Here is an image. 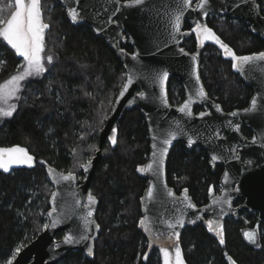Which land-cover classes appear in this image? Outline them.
<instances>
[{
  "label": "trees",
  "instance_id": "1",
  "mask_svg": "<svg viewBox=\"0 0 264 264\" xmlns=\"http://www.w3.org/2000/svg\"><path fill=\"white\" fill-rule=\"evenodd\" d=\"M6 2L0 0V6ZM44 3L49 27L41 53L42 74L11 82L23 74L26 63L0 37V113L12 111L11 116L0 114V147L21 146L33 157L30 165L0 168V264H8L16 249L47 222L53 190L47 168L82 177V166L97 149L99 131L124 80L123 63L113 47L87 24L70 23L57 0ZM257 3L264 15V0ZM206 25L237 56L264 50V38L239 18L211 13ZM196 42L192 33L182 45L193 51ZM121 46L131 51L128 44ZM232 65L215 44H202L200 77L208 95L225 110L245 106L252 94ZM168 96L173 104L183 97L182 85L174 77L168 81ZM114 130L116 143L112 136L106 138L88 190L98 203L99 227L91 252L70 251L54 264H163L161 246L149 247L141 226L147 179L138 168L147 160L149 138L139 108L126 109ZM221 171L222 166L209 165L206 151L197 145L186 148L175 142L167 157L168 185L176 193L186 189L197 205L207 201L210 190L219 189ZM221 230L223 244L207 224L185 227L175 242L184 264H264V219L259 221L256 211L226 217ZM248 231L255 242L245 237Z\"/></svg>",
  "mask_w": 264,
  "mask_h": 264
},
{
  "label": "water",
  "instance_id": "2",
  "mask_svg": "<svg viewBox=\"0 0 264 264\" xmlns=\"http://www.w3.org/2000/svg\"><path fill=\"white\" fill-rule=\"evenodd\" d=\"M57 1L62 4L70 23L87 24L113 47L123 63L124 80L99 131L97 149L84 164L88 165L87 171L82 167V177L77 179L71 173L47 168L53 186L49 198L51 209L45 224L48 227L16 252L12 264H54L70 251L91 252L97 231L98 203L93 195L94 201L88 200L89 186L106 138L113 135L116 121L123 112L132 107L139 108L144 116L149 138L147 160L138 168L147 179L141 196V226L151 246L161 245L164 235L171 237V263L173 243L182 230L197 223L206 224V216L220 215L222 220L241 210H255L258 220L264 219V60L255 58L242 64L239 74L253 92L245 107L225 111L219 102L209 97L200 77V47L191 52L181 46L189 35L183 30L184 21L196 20L203 25L211 12L239 18L264 38V15L257 0H209L206 8L201 7V0H188L183 5L182 0H140L139 4L134 0ZM176 16H180L178 31ZM125 37L131 51L120 48ZM164 72L168 76L162 81L157 77H162ZM170 77L182 84L184 94L179 104L169 100ZM125 85H128L126 89ZM201 89L203 97L197 95ZM122 91L123 97L120 96ZM186 103L188 107L181 113L180 108ZM196 105L201 109L195 111ZM242 126L253 132L251 138L242 133ZM165 140L169 143L165 144ZM175 142L183 143L186 148L199 146L206 151L211 167L216 164L223 167L219 191L210 193L202 205H197L186 189L176 193L167 183L166 162ZM69 174L72 175L70 180L60 179ZM236 199L243 200L233 206ZM89 211L91 217H87ZM53 221H56L55 227ZM59 232L62 236L56 238ZM80 233L89 239L64 243L67 235Z\"/></svg>",
  "mask_w": 264,
  "mask_h": 264
},
{
  "label": "snow or ice",
  "instance_id": "3",
  "mask_svg": "<svg viewBox=\"0 0 264 264\" xmlns=\"http://www.w3.org/2000/svg\"><path fill=\"white\" fill-rule=\"evenodd\" d=\"M209 0H201V7L207 6ZM134 3L139 4L140 0H134ZM188 0H182V5L187 4ZM15 11L11 14V17L7 20H0V25H3L0 27V37L3 38V41L7 42V45H10L12 49H15L16 53H18L21 57H23L24 61L26 62V67L24 68L23 74L20 76H14L12 77L11 82H16L18 80H23L25 76H36L40 75L45 71L44 65L42 64V58L41 53L43 51V43H44V30L49 27L48 24L43 23L41 19V9H40V3L39 0H30V3L25 4V0H15ZM182 10V8H181ZM73 20L76 19L75 14H73ZM176 24L175 28L178 31L179 30V20L180 16H176ZM196 29H201V24H196ZM203 34L206 39L214 40L215 43L219 44L221 48L225 50L226 54H231L233 61H238L241 64L248 63L251 60L255 59L254 56H237L235 53H232L231 50L228 48V46L221 42L220 38L216 36L213 31L210 28L204 27L202 29ZM181 52H183V49H181ZM259 58L261 60H264V52L259 53ZM195 59V57H193ZM48 62H51L52 57H47ZM233 67H236V63H233ZM168 76L167 72H164L162 77H157L158 79H161L162 81L165 80ZM199 79V77H197ZM132 82L131 77H129V84ZM125 89L128 87V85L124 86ZM15 89L13 90V92ZM11 94V93H10ZM124 92L122 91L120 93V96L123 97ZM143 93H141V96ZM197 95L203 97L204 92L203 89H201ZM256 102L253 101V106L255 107ZM188 105L187 103L184 105V107L180 108V112L184 113L187 109ZM3 116H11L12 111H3ZM203 115V114H201ZM235 115V113H233ZM115 131V130H113ZM112 140V143H116L115 136L110 137ZM165 144L169 143L168 140L164 141ZM213 159H216V157H213ZM33 161V157L27 153V151L24 148L20 147H13V148H0V168L4 169L5 171L8 170V167L10 164H31ZM90 163V161H89ZM84 170L87 171L88 165H83ZM151 167V166H149ZM72 178V175L69 174L67 176H61L60 179L64 181H68ZM149 197L152 196V191L149 190L148 192ZM53 196H55V193H53ZM94 197L89 194L88 200L90 202L94 201ZM77 203H79L77 201ZM191 207V205H189ZM51 215V213H50ZM92 212L89 211L87 213V217H91ZM90 223V221H88ZM143 223V221H141ZM209 224L211 225V221H209ZM52 226H56V221H53ZM45 228L48 227V225L44 226ZM97 227H99L97 225ZM169 227H173L172 225H169ZM85 230H87V225H85ZM220 236V243H224V237L223 233H218ZM245 237L251 241H254V235L251 232H246ZM89 237L83 233L80 234H70L67 235L64 239L65 244H73L76 242H83L87 241ZM169 240H171V237H169ZM151 247V245H149ZM17 252L20 251L19 248L16 249ZM160 251L163 253L164 257V264H170V258H169V250L167 247L160 248ZM176 256H175V264H184V261L181 259V250L177 246L175 248ZM145 259H147V256L145 255ZM8 264H12V261H8Z\"/></svg>",
  "mask_w": 264,
  "mask_h": 264
},
{
  "label": "rangeland",
  "instance_id": "4",
  "mask_svg": "<svg viewBox=\"0 0 264 264\" xmlns=\"http://www.w3.org/2000/svg\"><path fill=\"white\" fill-rule=\"evenodd\" d=\"M28 3H30V0H25V4H28ZM39 3H40V9H41V19H42V22L43 23H46L47 24V22H46V20H45V12L47 11V8H48V6L44 3V0H39ZM0 7H2L4 10H8V12H9V14H8V16L6 17V15H5V12H0V20H7V19H9L10 17H11V14L16 10L15 9V0H7V2H6V5H1ZM1 27L3 26V25H0ZM204 27H207V28H209L207 25H201V29L200 30H197L196 29V25L195 26H193L192 28H191V31L193 32V34H194V36H195V39H196V41H197V43L198 44H204V43H213V44H215L217 47H219V49L223 52V54L225 55V56H227V57H229V58H231V60H232V57H231V54H226L225 53V50L223 49V48H221L220 47V45L219 44H217V43H215V41L214 40H210V39H206L205 38V36H204V34H203V31H202V29L204 28ZM211 29V28H210ZM46 30H47V28L44 30V43H43V48H44V45H45V33H46ZM212 30V29H211ZM214 33V32H213ZM215 34V33H214ZM216 35V34H215ZM217 36V35H216ZM222 42V41H221ZM223 43V42H222ZM229 48V47H228ZM230 49V48H229ZM231 50V49H230ZM231 52L232 53H234L232 50H231ZM262 52H264V50L262 51ZM261 52V53H262ZM22 58V60L24 61V59H23V57H21ZM26 63V62H25ZM233 63H236V67L235 68H237V69H239L240 70V62H238V61H233L232 60V64ZM26 66V65H25ZM5 107V106H4ZM13 147H20V148H24V147H21V146H10V147H0V148H13ZM25 149V148H24ZM26 150V149H25ZM28 153V152H27ZM29 154V153H28ZM30 155V154H29ZM32 164V163H31ZM20 165H29V164H10L9 165V167H8V170L11 168V167H14V166H20ZM2 169V168H1ZM4 170V169H3ZM208 226H209V228L212 230V232L214 233V234H216L218 237H219V239H220V236L218 235V233H222V230H221V225H219V223H218V221H214L211 225L210 224H208ZM248 232H251L252 234H253V232L252 231H248ZM176 248V247H175ZM161 254H162V258H163V264H164V257H163V253L161 252ZM175 256H176V252H174V256H173V263H171V258H170V254H169V258H170V264H175ZM181 259H182V256H181ZM183 260V259H182Z\"/></svg>",
  "mask_w": 264,
  "mask_h": 264
},
{
  "label": "flooded vegetation",
  "instance_id": "5",
  "mask_svg": "<svg viewBox=\"0 0 264 264\" xmlns=\"http://www.w3.org/2000/svg\"><path fill=\"white\" fill-rule=\"evenodd\" d=\"M121 1H124V0H121ZM60 3V2H59ZM62 5V4H61ZM211 13H215V12H211ZM211 13H209L208 15H207V17H206V21H207V18H208V16L211 14ZM185 23H188V25H189V27L188 28H186L185 27ZM197 24V22H196V20H194V22H190V21H188V20H185L184 21V26H183V30H185V31H188L189 32V35H188V37L187 38H185L184 40H186V39H188L189 37H190V35L193 33L192 31H191V28L193 27V26H195ZM203 25H206V22H205V24H203ZM124 33V32H123ZM183 40V41H184ZM122 44H128L129 46H131L129 43H128V41H127V38L125 37V40L124 41H121L120 42V48H122V49H125V48H123L121 45ZM181 46H183L182 45V43H181ZM200 47L201 48V46H202V44H198L197 42H196V45H195V48H194V50L193 51H195L196 49H197V47ZM184 47V46H183ZM185 48V47H184ZM186 49V48H185ZM131 50H132V47H131ZM189 51V50H188ZM192 52V51H191ZM259 53H261V52H259ZM259 53H254V54H250V55H247V56H254L255 58H258V59H260L259 58ZM241 64V63H240ZM245 64V63H244ZM241 66H242V64L240 65V68H241ZM238 71H240L239 69H237ZM182 85V84H181ZM183 88V87H182ZM252 92H253V89H252ZM167 93H168V88H167ZM184 94V93H183ZM169 97V96H168ZM210 97V96H209ZM183 98V97H182ZM250 98V97H249ZM170 100V99H169ZM182 100V99H181ZM249 100V99H248ZM216 101V100H215ZM180 103V102H179ZM179 103H177V104H179ZM247 103H248V101H247ZM173 104V103H172ZM247 105V104H246ZM245 105V106H246ZM222 106V105H221ZM245 106H243V107H245ZM195 107H197V109H195L194 108V110L195 111H198V110H200L201 109V106H199V105H196ZM239 108H242V107H239ZM232 109H235V108H232ZM232 109H230V110H232ZM225 110V109H224ZM230 110H225V111H230ZM243 129H245L246 130V132H247V134H245L244 132H243ZM241 131H242V133L245 135V136H247V138L249 139V138H251L252 137V135H253V132L250 130V129H248V128H246L245 126H242V128H241ZM216 165H220V164H216ZM215 165V166H216ZM221 166V165H220ZM212 168H214V167H212ZM222 169H223V167H222ZM222 172V171H221ZM219 185H220V183H219ZM219 189H220V187H219ZM219 189L217 190V191H212V190H210L209 191V194L210 193H214V194H216L218 191H219ZM182 190H184V189H182ZM181 190V191H182ZM180 191V192H181ZM180 192H178V193H180ZM209 196V195H208ZM208 200V199H207ZM242 200L243 199H236L234 202H233V206H236V205H238L240 202H242ZM207 202V201H206ZM205 202V203H206ZM252 211H255V210H252ZM239 213V212H238ZM213 217V218H212ZM206 216V220H207V225L209 224V221H211V224L214 222V221H218V223H219V225H221V222L226 218V217H230V216H226L224 219H222V220H220V215H213V216ZM214 217H217V218H214ZM257 218H258V214H257ZM61 236H62V232H61ZM165 236V238H162V244L161 245H158V246H161V248L162 247H167L168 248V250H169V254H171V252H170V240H169V236H168V234L167 235H164ZM173 254H174V252H175V242L173 243Z\"/></svg>",
  "mask_w": 264,
  "mask_h": 264
}]
</instances>
